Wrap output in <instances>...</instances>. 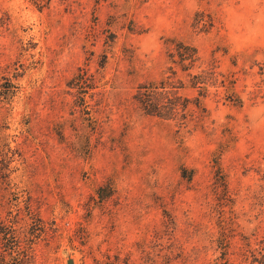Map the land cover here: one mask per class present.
I'll return each instance as SVG.
<instances>
[{
    "label": "rangeland",
    "instance_id": "obj_1",
    "mask_svg": "<svg viewBox=\"0 0 264 264\" xmlns=\"http://www.w3.org/2000/svg\"><path fill=\"white\" fill-rule=\"evenodd\" d=\"M0 93V264H264V0H0Z\"/></svg>",
    "mask_w": 264,
    "mask_h": 264
},
{
    "label": "water",
    "instance_id": "obj_2",
    "mask_svg": "<svg viewBox=\"0 0 264 264\" xmlns=\"http://www.w3.org/2000/svg\"><path fill=\"white\" fill-rule=\"evenodd\" d=\"M74 263V260L72 258H69L68 259V264H73Z\"/></svg>",
    "mask_w": 264,
    "mask_h": 264
},
{
    "label": "trees",
    "instance_id": "obj_3",
    "mask_svg": "<svg viewBox=\"0 0 264 264\" xmlns=\"http://www.w3.org/2000/svg\"><path fill=\"white\" fill-rule=\"evenodd\" d=\"M2 93H0V101L2 100L1 98H2ZM263 253V252H262ZM262 256L264 257V254H262ZM261 263H264V261H261Z\"/></svg>",
    "mask_w": 264,
    "mask_h": 264
}]
</instances>
